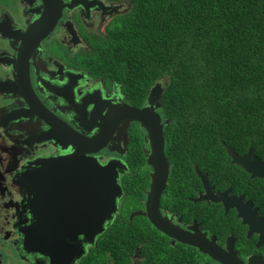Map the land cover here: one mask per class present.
<instances>
[{
	"label": "flooded vegetation",
	"instance_id": "af4514ba",
	"mask_svg": "<svg viewBox=\"0 0 264 264\" xmlns=\"http://www.w3.org/2000/svg\"><path fill=\"white\" fill-rule=\"evenodd\" d=\"M134 1L0 0V264H264L261 146L224 143L226 154L217 155L214 136L207 131L173 180L178 156L174 158L167 136L171 120L162 113V96L156 112L164 125L169 173L159 197L151 195L154 167L148 157L152 147L139 122L131 121L126 146L120 138L122 154L109 147L89 154L102 165L118 159L126 166L119 177V209L110 225L123 211L127 186L135 208L128 213L129 220L132 213L146 211L148 202L154 204L158 198V213L180 235L194 237L208 249L218 248L216 256L174 239L144 215L140 216L149 221L160 243L157 249L144 248L143 242L134 249L105 248L102 238L110 225L94 243H83L84 252L74 257L33 239L39 209L45 210L40 203L48 205L51 222L64 215L71 173L69 128L94 127L88 133L91 136L99 129L95 124L101 122L97 118L101 111L105 115L124 102L131 105L122 84L99 73L98 54L106 44L100 39L132 11ZM156 83L164 86L167 81ZM147 104L146 97L144 104L131 106ZM82 132L87 134L86 129ZM133 145L143 151L145 160L134 169ZM233 152L244 158L242 164L234 162ZM139 169L143 170L142 182L128 184Z\"/></svg>",
	"mask_w": 264,
	"mask_h": 264
},
{
	"label": "trees",
	"instance_id": "16d2710c",
	"mask_svg": "<svg viewBox=\"0 0 264 264\" xmlns=\"http://www.w3.org/2000/svg\"><path fill=\"white\" fill-rule=\"evenodd\" d=\"M100 40L106 44L99 48V73L121 83L131 105L144 104L149 89L167 81L162 113L171 120L167 136L178 156L173 180L207 131L214 154H226L224 143L260 145L264 152V0H135ZM132 148L134 169L145 160L141 149ZM130 177L128 184L141 183L143 170ZM125 192L123 211L105 231L103 245L125 250L143 242L157 249L146 217L129 220L135 208L130 188Z\"/></svg>",
	"mask_w": 264,
	"mask_h": 264
},
{
	"label": "water",
	"instance_id": "95a60500",
	"mask_svg": "<svg viewBox=\"0 0 264 264\" xmlns=\"http://www.w3.org/2000/svg\"><path fill=\"white\" fill-rule=\"evenodd\" d=\"M163 91L162 84L156 83L149 90L148 104L143 108L134 107L124 102L123 106L118 107L115 111L108 110L105 115H103L105 111H101L97 117L101 122L95 124L99 129H96L91 136L88 133L94 127L83 126L84 128L81 127V130L69 128L72 148L71 173L70 190L66 189L65 191L64 215L51 222L48 218V205L43 207V203H40V206L45 210L43 213L39 209L37 229L31 231L34 241H45L47 248L54 247L69 254L70 257H74L82 255L84 252L83 243H94L96 237L110 225L119 209V198L122 195L119 177L126 166L118 159L109 160L102 165L96 157L89 154L98 153L106 147H109L108 150L111 152L118 151L122 154L123 152L119 150L120 138H124L123 144L126 146L128 127L131 121L139 122L148 132L152 147L148 162L154 167L151 195L159 197L166 185L169 173V162L164 151V125L159 113L156 112V108L161 106L159 99ZM121 122L123 125L120 124ZM121 125L122 129H120ZM85 129L86 135L82 132ZM110 144L112 145L110 146ZM231 155L234 157V162L242 164L244 158H239L234 152ZM157 200L158 198L154 204L148 202L146 211L132 213L130 220L135 215L147 216L155 227L174 239L178 238L185 243L199 247L204 253L216 256L215 250L217 251L218 248L208 249L196 238L180 235L177 227L170 225L167 219L158 213ZM45 201L48 202V199ZM220 250L222 249L220 248Z\"/></svg>",
	"mask_w": 264,
	"mask_h": 264
},
{
	"label": "rangeland",
	"instance_id": "374dc122",
	"mask_svg": "<svg viewBox=\"0 0 264 264\" xmlns=\"http://www.w3.org/2000/svg\"><path fill=\"white\" fill-rule=\"evenodd\" d=\"M12 9H14V10H18V7L15 6V5H13V6H12Z\"/></svg>",
	"mask_w": 264,
	"mask_h": 264
}]
</instances>
